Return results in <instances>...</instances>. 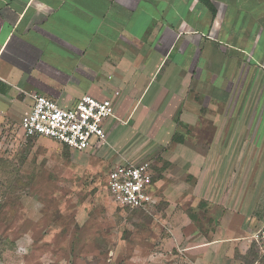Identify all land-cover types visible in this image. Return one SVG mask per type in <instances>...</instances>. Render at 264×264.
Listing matches in <instances>:
<instances>
[{
    "label": "crops",
    "instance_id": "0c3cea01",
    "mask_svg": "<svg viewBox=\"0 0 264 264\" xmlns=\"http://www.w3.org/2000/svg\"><path fill=\"white\" fill-rule=\"evenodd\" d=\"M32 94L65 109L111 99L107 137L131 124L176 157L186 149L184 176L202 189L201 167H236L234 193H197L229 204L221 236L249 204L264 220V0H0V121L19 104L29 112Z\"/></svg>",
    "mask_w": 264,
    "mask_h": 264
},
{
    "label": "rangeland",
    "instance_id": "374dc122",
    "mask_svg": "<svg viewBox=\"0 0 264 264\" xmlns=\"http://www.w3.org/2000/svg\"><path fill=\"white\" fill-rule=\"evenodd\" d=\"M27 113L19 104L0 121V264H264L249 241L260 225L251 217L254 205L243 211L248 219L230 217L235 235L221 236V216L230 206L198 202L201 185L184 176L192 172L186 149L176 157L177 150L165 149L146 130L134 134L131 124L117 123L107 144L72 152L46 139H25L20 121ZM145 161L156 175L158 204L117 207L106 190L109 171ZM201 168L207 197L219 202L220 194L235 192L236 167ZM232 199L235 209L239 199ZM215 239L223 241L208 252L200 248ZM188 243L200 246L185 250Z\"/></svg>",
    "mask_w": 264,
    "mask_h": 264
},
{
    "label": "built area",
    "instance_id": "2783aa9c",
    "mask_svg": "<svg viewBox=\"0 0 264 264\" xmlns=\"http://www.w3.org/2000/svg\"><path fill=\"white\" fill-rule=\"evenodd\" d=\"M30 98V110L20 121L25 139H46L77 153L107 144L106 126L115 118L111 99L84 95L65 109L43 95L32 94ZM106 190L112 203L120 208L147 210L158 202L154 169L147 161L116 165L107 175ZM249 241L264 256V220Z\"/></svg>",
    "mask_w": 264,
    "mask_h": 264
},
{
    "label": "trees",
    "instance_id": "16d2710c",
    "mask_svg": "<svg viewBox=\"0 0 264 264\" xmlns=\"http://www.w3.org/2000/svg\"><path fill=\"white\" fill-rule=\"evenodd\" d=\"M203 1L207 3V0H203ZM173 141L178 142V141H181V140H179L178 138H176V135H175L173 137ZM62 147H64V146H62ZM155 179H156V175H155V172H154V181H156ZM121 209H127V208H121Z\"/></svg>",
    "mask_w": 264,
    "mask_h": 264
}]
</instances>
